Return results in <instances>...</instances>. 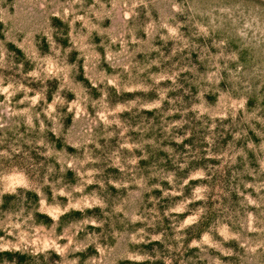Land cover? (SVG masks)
<instances>
[{
  "label": "rangeland",
  "instance_id": "obj_1",
  "mask_svg": "<svg viewBox=\"0 0 264 264\" xmlns=\"http://www.w3.org/2000/svg\"><path fill=\"white\" fill-rule=\"evenodd\" d=\"M0 264H264V0H0Z\"/></svg>",
  "mask_w": 264,
  "mask_h": 264
}]
</instances>
